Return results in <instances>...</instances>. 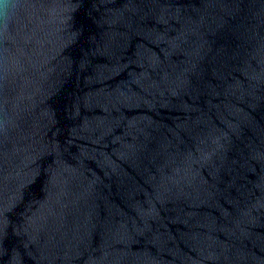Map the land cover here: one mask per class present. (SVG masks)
Returning a JSON list of instances; mask_svg holds the SVG:
<instances>
[{
  "label": "water",
  "instance_id": "1",
  "mask_svg": "<svg viewBox=\"0 0 264 264\" xmlns=\"http://www.w3.org/2000/svg\"><path fill=\"white\" fill-rule=\"evenodd\" d=\"M0 264H264V0H0Z\"/></svg>",
  "mask_w": 264,
  "mask_h": 264
}]
</instances>
